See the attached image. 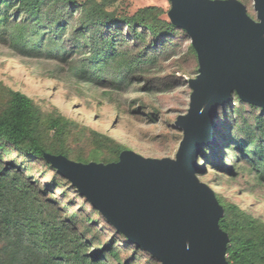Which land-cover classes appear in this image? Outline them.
I'll return each mask as SVG.
<instances>
[{"label": "trees", "instance_id": "trees-1", "mask_svg": "<svg viewBox=\"0 0 264 264\" xmlns=\"http://www.w3.org/2000/svg\"><path fill=\"white\" fill-rule=\"evenodd\" d=\"M168 12L147 6L130 14L97 0H0V44L20 57L52 62L55 72L78 83L120 91L146 80L145 92L168 93L188 80L172 75L165 81L158 76L163 66L179 56L198 63L190 37ZM214 121L216 141L203 147L198 175L211 167L234 181L248 172L264 188V110L235 94ZM125 150L111 136L58 111L44 112L28 95L0 83V264H161L117 232L44 157L107 164ZM34 164L54 172L52 181L39 187ZM57 190L63 197L73 193L90 210L57 198ZM216 195L225 209L220 227L230 237L227 260L264 264V221ZM124 249L131 255L123 257Z\"/></svg>", "mask_w": 264, "mask_h": 264}, {"label": "water", "instance_id": "water-1", "mask_svg": "<svg viewBox=\"0 0 264 264\" xmlns=\"http://www.w3.org/2000/svg\"><path fill=\"white\" fill-rule=\"evenodd\" d=\"M169 1L168 17L190 37L199 65L188 80V112L175 121L183 134L176 157L132 150L107 164L44 157L117 232L161 264H231L230 237L220 227L225 209L200 179L198 158L216 141L214 119L235 94L264 110V0H253L255 18L240 0Z\"/></svg>", "mask_w": 264, "mask_h": 264}, {"label": "rangeland", "instance_id": "rangeland-1", "mask_svg": "<svg viewBox=\"0 0 264 264\" xmlns=\"http://www.w3.org/2000/svg\"><path fill=\"white\" fill-rule=\"evenodd\" d=\"M78 1L83 3L86 0ZM97 1L107 2L110 9L118 7L130 14L147 6H158L165 11L171 8L169 0ZM246 5L251 15L255 16L253 0ZM183 51H186V47ZM54 69L52 62L20 57L0 44V83L28 95L42 111H58L82 127L111 136L127 150L135 151L144 157H176L183 134L175 127V121L178 116L188 112L192 92L188 84L168 93H148L143 89L146 85L144 80L120 91H112L106 84L93 87L83 82H75L67 78L66 72H55ZM197 69L196 60L179 56L167 62L158 76L166 78L165 81H172V75L189 80L196 76ZM185 71L187 74H183ZM72 142V146L86 145L84 141ZM12 157L17 156L12 153ZM209 168L204 175H199L203 182L213 187L225 202L236 203L243 210L264 221V188L259 187L248 172H242L236 180L230 181L226 176L218 175ZM31 175L38 181V186L43 187L52 181L54 172L42 164H34ZM55 193L59 199L75 201L74 203L90 210L88 206L82 205L81 200H76L71 192L65 197L60 190ZM98 223L104 226L100 219ZM105 235L110 237L109 233ZM131 253V250L126 249L122 252L123 257ZM142 261L145 262L146 258Z\"/></svg>", "mask_w": 264, "mask_h": 264}]
</instances>
